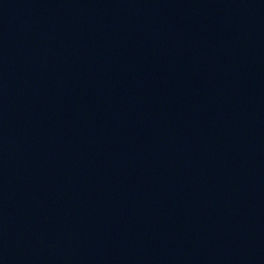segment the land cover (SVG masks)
Instances as JSON below:
<instances>
[{"label": "water", "instance_id": "water-1", "mask_svg": "<svg viewBox=\"0 0 264 264\" xmlns=\"http://www.w3.org/2000/svg\"><path fill=\"white\" fill-rule=\"evenodd\" d=\"M0 264H264V0H0Z\"/></svg>", "mask_w": 264, "mask_h": 264}]
</instances>
